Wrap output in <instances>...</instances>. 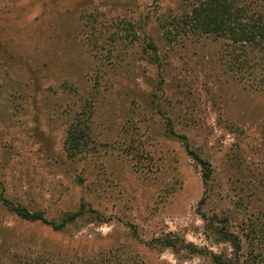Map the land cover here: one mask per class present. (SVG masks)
Returning a JSON list of instances; mask_svg holds the SVG:
<instances>
[{"label": "rangeland", "instance_id": "obj_1", "mask_svg": "<svg viewBox=\"0 0 264 264\" xmlns=\"http://www.w3.org/2000/svg\"><path fill=\"white\" fill-rule=\"evenodd\" d=\"M183 4L0 0V264L117 249L144 264H214L211 254L264 264V92L234 80L223 41L166 40ZM164 118L211 164L207 188ZM80 121L90 150L70 159L67 132ZM2 199L57 223L86 204L102 223L87 215L55 232ZM171 236L198 254L158 243Z\"/></svg>", "mask_w": 264, "mask_h": 264}, {"label": "trees", "instance_id": "obj_2", "mask_svg": "<svg viewBox=\"0 0 264 264\" xmlns=\"http://www.w3.org/2000/svg\"><path fill=\"white\" fill-rule=\"evenodd\" d=\"M184 10L181 16H171L164 24L166 40L171 43L189 39L209 38L216 42L223 41L224 63L227 64L234 80L246 90L264 92V0H183ZM145 51L152 52L155 62L158 63V50L153 39L144 38ZM160 68V65H159ZM161 71V68H160ZM163 115L161 110H158ZM166 134L181 141L188 155L203 170V183L208 187L212 178V166L196 153L189 138L179 134L169 118H164ZM91 136L89 126L82 121L69 127L65 141V152L70 159L83 155L90 150ZM20 219L30 223H42L55 232L64 231L70 224L80 218L90 215L93 221L101 222V215L82 204L79 211L65 216L59 223L49 220L43 213H33L22 205L2 199ZM205 200L202 201V205ZM207 221L206 218H204ZM102 223V222H101ZM218 235L225 243L231 244L241 250V241L227 229L222 228ZM152 242V247L161 245L171 248L179 255L180 249L198 254L197 248L186 244L176 236L169 239ZM181 246V247H180ZM214 264H239L233 258L211 254ZM13 264H144L136 257H128L122 249L113 250L99 255L66 261L60 256L50 254H26L18 256Z\"/></svg>", "mask_w": 264, "mask_h": 264}]
</instances>
